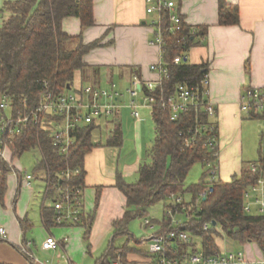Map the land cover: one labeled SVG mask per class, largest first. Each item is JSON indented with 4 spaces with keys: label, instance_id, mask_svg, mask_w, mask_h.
Listing matches in <instances>:
<instances>
[{
    "label": "crops",
    "instance_id": "0c3cea01",
    "mask_svg": "<svg viewBox=\"0 0 264 264\" xmlns=\"http://www.w3.org/2000/svg\"><path fill=\"white\" fill-rule=\"evenodd\" d=\"M227 1L239 7L238 24L219 23V0H176V10L188 25L205 27V35L195 39L185 59L191 64H205L210 73L211 99L217 107L220 166L232 167L230 175L234 176L244 167L243 148L239 144L244 127L250 124L247 120L264 119V116L242 113L239 106L246 87L264 88V0ZM2 2L0 0V4ZM1 13L0 9V27L6 18ZM151 18L146 12L145 0H94L93 26L83 28L81 19L76 16L63 20V29L70 36L82 34L85 43L101 41L100 46L84 56L88 67L76 72L73 88L96 85L110 89L114 83L123 94L117 101L121 104L119 115L95 121V145L84 159L83 216H93V221L87 225L82 216L78 223L58 224L54 208L56 189L51 191L46 170H37L35 165L36 189L33 181L28 186L22 174L10 171L6 193L3 202L0 201V227L6 229V238L0 239V264H96L108 247L126 243L135 248L127 253L128 261L154 264L143 238L138 239L131 232L130 223L122 234H116L114 226L127 207V198L117 186L118 175L127 182H136L140 167L152 162L146 154L153 145L149 146L151 121L146 113L149 107L140 106L141 117L137 119L126 96L133 74L143 80L160 77L151 69L152 64L162 61L160 47L150 43L154 37ZM77 42L78 39H74L73 43ZM103 128L108 132L106 143L102 141ZM118 128L122 132L121 142L111 145L109 140ZM20 155L15 151L7 154L12 166L23 170L15 162ZM51 235L60 245L46 250L42 245ZM119 237L125 240L116 243ZM22 247L32 257L24 253ZM243 251L251 260L264 258L263 249L254 242L245 243Z\"/></svg>",
    "mask_w": 264,
    "mask_h": 264
},
{
    "label": "trees",
    "instance_id": "16d2710c",
    "mask_svg": "<svg viewBox=\"0 0 264 264\" xmlns=\"http://www.w3.org/2000/svg\"><path fill=\"white\" fill-rule=\"evenodd\" d=\"M3 11L8 15L0 27V95L9 94L18 106L24 105L26 101L29 106H34L46 84L59 91L70 89L68 86L72 88L76 72L88 67L84 56L101 45L100 40L85 43L82 34L77 37L70 36L62 26L63 20L70 16L80 18L83 28L93 26L94 0H4ZM218 20L221 25L238 24L239 7L227 0H219ZM193 28L184 22L181 33L166 34L167 42L163 54L169 68L163 84L166 94L175 91L176 86L182 82L200 85L203 73L207 70L205 64H191L187 61L173 63L176 55L188 51L195 44L197 37L205 35V27H195V34H191ZM185 35L188 36L186 47L179 41V38ZM74 39H78V42L73 43ZM196 115V111L192 109L184 112L179 119L172 120L169 111L160 107L153 109L156 138L149 150L152 162L140 167L136 182H127L122 175L117 177V186L127 198V207L123 217L114 222L116 234L125 233L128 224L135 218L147 216L149 206L182 193L183 183L192 166L197 162L203 163L209 155L203 142L189 148L183 144L180 132H188L195 125ZM201 115L204 120L207 119ZM96 128L95 122L83 126L77 132L76 142L68 152L58 154L53 150L50 132L31 126L12 146V150L19 155L37 149L40 144L44 156L36 168L46 170L51 191H55L59 184L83 190L84 159L95 145L93 135ZM121 133L119 128L116 129L109 144L119 145ZM68 167H79L81 171L69 178L61 177L60 172ZM8 172V164L0 161L2 202L7 189ZM206 176L205 172L200 183L188 188L193 194L191 202L183 198L182 203L169 204L162 221L152 219L156 225L160 224L157 232L188 231L191 242L185 243L177 239L173 244L181 253L202 249L206 255H212L221 250L218 237L222 234L216 229L217 225L221 226L227 236L241 244L254 242L263 249L264 214H249L244 210V191L257 180L258 175L246 165L231 181L220 179L215 182L213 191L203 198L201 193L208 185ZM99 198L98 190L97 202ZM171 207L176 213L187 212L188 219L180 226H175L167 213ZM91 220L93 221V216L84 218L85 224H90ZM214 221L216 224H213ZM207 222L211 223V227L205 230L204 225ZM196 236L202 241L200 246L195 243ZM133 250L135 248L128 243L120 247L111 245L96 264H112L114 259L120 260V264H141L128 261L127 253Z\"/></svg>",
    "mask_w": 264,
    "mask_h": 264
},
{
    "label": "built area",
    "instance_id": "2783aa9c",
    "mask_svg": "<svg viewBox=\"0 0 264 264\" xmlns=\"http://www.w3.org/2000/svg\"><path fill=\"white\" fill-rule=\"evenodd\" d=\"M146 12L152 16L150 26L154 30V37L150 43L160 47L162 61L151 65V69L160 74L157 80H143L138 74H133L131 85L127 89L130 96L129 106L132 114L139 119V107L144 105L152 109L160 107L170 112L172 120H177L184 113L196 111V123L188 132H180L183 136L184 147L189 148L199 142H203L208 151V156L203 164L207 168L208 185L201 193L206 198L213 191V184L220 180V144L219 127L216 120L217 107L211 99V77L205 70L200 85H189L179 83L175 91L170 94L164 92L163 84L165 76H168L169 68L164 61L163 54L166 45V34L181 33L184 19L177 12L176 0H145ZM195 34V28L191 30ZM188 36H181L179 41L186 47ZM186 50L176 55L174 64L186 61ZM123 94L113 83L110 89L96 85H85L73 87L68 90L59 91L46 84L40 94L38 102L29 106L26 101L24 105L18 106L14 99L7 93L0 95V161L6 162L10 171L23 175L28 186L32 184L34 174L28 170L14 168L7 156L13 151L12 146L18 141L25 130L31 126L45 129L50 132L53 141V150L58 154H65L76 142V135L83 126H88L96 120L120 114L121 104L117 103ZM142 98V100H141ZM240 110L249 116H264V88L246 87L240 97ZM203 114L207 119L204 120ZM37 148L43 150L39 144ZM250 170L258 175L257 180L247 186L244 191V210L249 214H264V143L261 145L260 159L248 164ZM80 168L68 167L60 172L61 177L78 175ZM175 196V195H172ZM182 197H176L173 204L182 203ZM56 222L63 224L67 221L78 223L83 216V190L73 189L69 185L59 184L56 188ZM253 208L255 209L253 211ZM167 213L171 216L172 223L180 226L182 220L175 219L176 211L168 208ZM144 226L153 232L143 238V244L147 246L149 253L154 257V264H264V258L251 260L244 251L227 252L218 250L212 255H206L202 249L184 251L181 253L173 244L181 240L185 243L191 242L188 231L170 230L157 232V225L152 219L145 217ZM211 227V223L204 225L205 230ZM6 238L5 227H0V239ZM60 245L55 236H49L43 242L42 247L46 250L54 249ZM170 247V248H169ZM169 250V252H168ZM22 251L32 257L25 247ZM171 251V252H170ZM264 251V248H263ZM112 264H120L114 260Z\"/></svg>",
    "mask_w": 264,
    "mask_h": 264
},
{
    "label": "rangeland",
    "instance_id": "374dc122",
    "mask_svg": "<svg viewBox=\"0 0 264 264\" xmlns=\"http://www.w3.org/2000/svg\"><path fill=\"white\" fill-rule=\"evenodd\" d=\"M3 4H4V0L2 2V4H0V6H2L0 9H3ZM1 14H3L5 17H7L8 13L3 11ZM74 89V88H73ZM126 96H127V100L130 101V96L128 95L127 91H126ZM146 113L148 115H150V121H151V126L149 127V146L152 145V143H154V140L156 138V132L154 131L155 129V122L154 119L152 118V109H146ZM247 120V119H246ZM247 121H250V124H248V126L244 127L243 131H242V136L240 137V144L239 146H241V148H243V161H244V166L248 165L249 162L251 160H257L255 158L259 159L260 156V152H261V145L264 143V138L262 137V131H264V119H248ZM247 125V124H246ZM151 130V131H150ZM108 139V132L103 128L102 130V141L103 143H106ZM151 148V147H149ZM148 148V149H149ZM120 149V148H119ZM118 149V151H119ZM148 155V159L152 158V156L150 155L149 152L146 153ZM146 155V158H147ZM123 157V156H122ZM41 160V155L39 153V151L37 149H31L28 151H25L24 153H22L17 160H15L16 164H19L23 169L28 170L31 174H34V169H35V165L37 164V162H39ZM230 170H232V167H226L222 164L220 166V179L222 181H230L229 179L232 180V178L237 175L235 174L234 176H231L230 174ZM207 173V168L203 166V163L201 162H197L195 163L192 168L190 169L184 183H183V187H182V193L177 194L175 196H170L167 197L165 199H163L162 201L149 206L147 208V216H139L137 218H135L134 220H132L130 222V229L131 232L134 233V235L138 238V239H142L144 237H147L148 235H150L153 231L152 230H146L145 226H144V220L145 217H148L150 219H154V220H159L162 221L163 217L165 215L166 212V206L169 204H172L174 202V199L176 197H182L185 198V200L187 202H191L192 198H193V194L191 192L188 191V188L191 185L194 184H198L201 182L202 177L204 175V173ZM136 180V179H134ZM205 180H208V176L205 177ZM33 186L36 189L37 186V182L33 181ZM182 195V196H181ZM197 206H200V201H198ZM255 209L253 208V211ZM175 219L178 220H182L185 221L186 219H188V215L187 212H177L175 214ZM160 224H157V228L159 227ZM216 229L221 232V236L218 237V243L219 246L221 248V250L223 251H233V252H238V251H243L244 249V245L241 244L240 242L230 238L229 236L226 235V233L222 230L220 225L216 226ZM123 240H125L123 237H119L116 240V243H120ZM195 243L198 244V246H200V244L202 243L200 237L196 236L195 237ZM117 260V259H116ZM118 262H120V260H117Z\"/></svg>",
    "mask_w": 264,
    "mask_h": 264
},
{
    "label": "water",
    "instance_id": "95a60500",
    "mask_svg": "<svg viewBox=\"0 0 264 264\" xmlns=\"http://www.w3.org/2000/svg\"><path fill=\"white\" fill-rule=\"evenodd\" d=\"M70 88V86H68ZM213 224H216V222L214 221Z\"/></svg>",
    "mask_w": 264,
    "mask_h": 264
}]
</instances>
